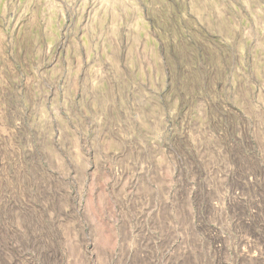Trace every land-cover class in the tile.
<instances>
[{
	"label": "rangeland",
	"instance_id": "rangeland-1",
	"mask_svg": "<svg viewBox=\"0 0 264 264\" xmlns=\"http://www.w3.org/2000/svg\"><path fill=\"white\" fill-rule=\"evenodd\" d=\"M0 264H264V0H0Z\"/></svg>",
	"mask_w": 264,
	"mask_h": 264
},
{
	"label": "bare ground",
	"instance_id": "bare-ground-1",
	"mask_svg": "<svg viewBox=\"0 0 264 264\" xmlns=\"http://www.w3.org/2000/svg\"><path fill=\"white\" fill-rule=\"evenodd\" d=\"M248 241V240H247ZM246 249V248H245ZM252 250V249H251ZM257 250V249H256ZM244 255V254H243ZM246 255H247V253H246ZM252 256V255H251ZM257 257V256H256Z\"/></svg>",
	"mask_w": 264,
	"mask_h": 264
}]
</instances>
